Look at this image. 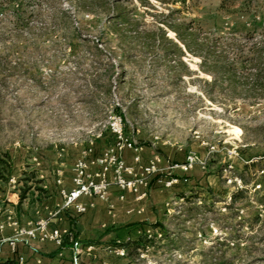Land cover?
<instances>
[{
    "label": "rangeland",
    "instance_id": "obj_1",
    "mask_svg": "<svg viewBox=\"0 0 264 264\" xmlns=\"http://www.w3.org/2000/svg\"><path fill=\"white\" fill-rule=\"evenodd\" d=\"M227 2L220 9V0H188L185 7L155 0H20L18 28L0 12V153L13 163L0 191L18 190L23 173L36 172L43 161L73 169V180L79 165L85 180L112 176L116 156L133 167L127 143L137 153H192L203 165L160 203L156 223L164 234L137 227V236L154 243L132 246L124 257L129 264H264V188L251 186L261 167L245 170L264 157V98L232 102L216 92L209 101L202 90L210 77L199 58L177 52L158 33L171 10L178 11L174 24L191 23L201 39L261 44L260 32L247 40V16H264V0ZM166 37L177 42L170 31ZM176 169L165 170L161 180ZM243 174L249 191L230 205L244 186L228 180Z\"/></svg>",
    "mask_w": 264,
    "mask_h": 264
},
{
    "label": "crops",
    "instance_id": "obj_2",
    "mask_svg": "<svg viewBox=\"0 0 264 264\" xmlns=\"http://www.w3.org/2000/svg\"><path fill=\"white\" fill-rule=\"evenodd\" d=\"M140 152L143 164L155 156L160 161L158 172L148 179L147 196L141 201L110 186L104 199L80 196L69 203L68 196L75 189L73 169L49 166L44 161L36 164L37 178L41 180L38 187L42 191L31 190L20 207L17 208L18 190L7 194L0 191V264H75L74 260L77 264H129L128 257L119 254L120 251L128 254L129 248L126 249L124 244L139 238L137 227L146 225L152 229L161 217L159 210L164 211L160 206L162 200L171 195L175 186L187 184V176L198 167L195 165L187 173L173 170L161 180L165 170H172L166 164L169 161L183 163L184 153H156L148 148H140ZM124 153L126 162L140 173L131 159L134 152ZM111 177L108 174L106 179L110 181ZM170 178H176L177 183L165 187V181ZM94 181L99 182V177L95 176ZM77 205L84 206L85 212L79 213ZM8 217L26 229L39 221H47L49 229H58L62 233L61 245L29 238L15 240L16 227L9 223Z\"/></svg>",
    "mask_w": 264,
    "mask_h": 264
},
{
    "label": "trees",
    "instance_id": "obj_3",
    "mask_svg": "<svg viewBox=\"0 0 264 264\" xmlns=\"http://www.w3.org/2000/svg\"><path fill=\"white\" fill-rule=\"evenodd\" d=\"M20 0H0V12L10 17V24L18 28L23 23V10L18 5ZM145 4V0H139ZM163 6H171L180 4L186 6L188 0H155ZM220 9L229 5L227 0H220ZM227 4V5H226ZM178 11H168L160 19L161 28L158 29L160 38L163 42L173 44L177 52L182 53V49L199 58L201 71L210 77V81H204L203 95L211 102H214V94L217 92L227 100L235 102L237 100L253 103L264 98V16L248 15L247 20L252 27L251 31L246 33L248 41L253 42L254 34L260 32L261 44L253 43L250 47L238 46L236 42L224 43L222 41L213 40L209 36L201 39L199 32H195L191 23H173L174 15ZM118 19L122 18V14H117ZM167 31L172 32L177 42L174 43L167 39ZM261 167L260 175L252 181V189L255 187L264 188V157L259 162H255L246 166L247 169H255ZM13 163L11 157L7 153H0V185L8 183L12 175ZM20 179L21 187L18 189L17 208L26 199L27 194L31 190L42 191L38 186L41 184L36 176L35 171L23 173ZM243 181V190L236 191L230 198V205H233L249 191L247 189L248 181L246 174L241 175ZM1 190V189H0ZM183 198V195H178ZM184 199V198H183ZM188 200V199H186ZM152 229H158L164 234L162 226L158 223L152 225ZM167 237L166 235H162ZM154 239L147 235H140L133 242L125 243L126 249L133 246V249H144L146 246L152 245Z\"/></svg>",
    "mask_w": 264,
    "mask_h": 264
},
{
    "label": "built area",
    "instance_id": "obj_4",
    "mask_svg": "<svg viewBox=\"0 0 264 264\" xmlns=\"http://www.w3.org/2000/svg\"><path fill=\"white\" fill-rule=\"evenodd\" d=\"M118 134L119 131H116ZM125 148L130 149L135 154L133 156V162L138 167L140 173L136 172V168L127 167L119 156L111 159L109 165L113 166V173L111 180L108 181L105 175H101L100 181H91L89 178L85 180L86 176L83 173V165H79V172L73 180L75 189L68 196V202H74L80 196L95 197L98 199H104L106 197L108 188L110 186H116L124 192H128L134 196L136 201H141L147 196L148 179L151 175L158 172L159 157L155 156L150 159L146 164L141 161L140 155L137 153L134 145L131 143L125 144ZM103 163V161L101 162ZM195 165H203L198 158L190 153L183 163L175 165L171 169L178 168L181 172H189ZM107 170L105 166L104 171ZM176 178H170L165 181V187H171L177 183ZM228 183H233L237 188H242V181L234 178L228 180ZM76 209L79 213L85 212V207L77 205ZM1 212V209H0ZM9 223L16 227L15 240L22 238L38 239L40 241H52L57 245L62 243V233L58 229H49V223L47 221H39L29 229L19 227L18 223L12 218L8 217ZM13 244V243H11ZM120 256L124 255L123 251L119 252ZM77 264V261L74 260Z\"/></svg>",
    "mask_w": 264,
    "mask_h": 264
}]
</instances>
